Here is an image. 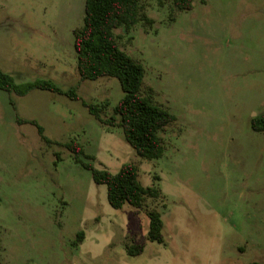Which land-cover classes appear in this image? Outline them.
Listing matches in <instances>:
<instances>
[{
	"label": "rangeland",
	"instance_id": "obj_1",
	"mask_svg": "<svg viewBox=\"0 0 264 264\" xmlns=\"http://www.w3.org/2000/svg\"><path fill=\"white\" fill-rule=\"evenodd\" d=\"M85 2L0 0V68L18 83L78 82L74 30ZM141 4L144 18L116 34L145 66L143 93L178 117L161 132L163 156L140 157L121 127L84 105L112 116L124 95L115 77L82 81L78 100L0 89V264H264V131L252 127L264 113V0H195L184 11L173 0ZM73 140L98 168L136 163L161 196L115 208L66 146ZM155 207L163 243L148 240ZM128 244L145 248L133 255Z\"/></svg>",
	"mask_w": 264,
	"mask_h": 264
},
{
	"label": "trees",
	"instance_id": "obj_2",
	"mask_svg": "<svg viewBox=\"0 0 264 264\" xmlns=\"http://www.w3.org/2000/svg\"><path fill=\"white\" fill-rule=\"evenodd\" d=\"M195 0H173L176 9L184 11L194 8ZM205 1V0H203ZM141 0H86L83 24L74 30V47L78 58L80 80L65 89L53 79L44 78L25 83H18L15 77L0 68V89L9 93L26 95L34 89L49 90L63 94L71 99H80L79 87L87 79L96 80L104 76L117 78L124 92L123 97L114 106V114L105 117L101 107L89 101H83L90 113L101 123L119 126L123 129L126 140L140 157L147 159L161 158L165 152V142L161 132L175 123L178 117L169 109L154 102L150 95L143 93L146 70L142 62L125 51L118 40L116 29L121 26L131 28L144 18ZM14 105V101L11 100ZM20 124L31 123L37 126L41 137L53 142L44 127L36 119L17 117ZM252 127L264 131V113L252 118ZM77 162L91 170L93 179L98 184L108 187V199L115 208L130 204L137 209L145 207L149 198H158V187L145 186L139 178V167L134 162L125 163L113 173L107 168H98L88 155L84 146L76 141L66 143ZM149 216L148 240L165 241L164 221L158 208L147 209ZM85 232L79 231L75 244L83 242ZM129 253L138 255L145 246L128 244ZM248 264H262L251 261Z\"/></svg>",
	"mask_w": 264,
	"mask_h": 264
},
{
	"label": "crops",
	"instance_id": "obj_3",
	"mask_svg": "<svg viewBox=\"0 0 264 264\" xmlns=\"http://www.w3.org/2000/svg\"><path fill=\"white\" fill-rule=\"evenodd\" d=\"M50 79H52V78H50ZM54 80V79H53ZM56 81V80H55ZM57 82V81H56Z\"/></svg>",
	"mask_w": 264,
	"mask_h": 264
}]
</instances>
